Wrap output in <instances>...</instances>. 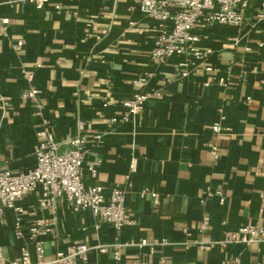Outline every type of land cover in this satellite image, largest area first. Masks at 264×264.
I'll use <instances>...</instances> for the list:
<instances>
[{
    "label": "crops",
    "instance_id": "obj_1",
    "mask_svg": "<svg viewBox=\"0 0 264 264\" xmlns=\"http://www.w3.org/2000/svg\"><path fill=\"white\" fill-rule=\"evenodd\" d=\"M13 1L0 0V18H8L0 23V95L10 97L6 106L0 100V167L25 172L35 166L41 119L61 150L80 132L87 140L84 183L102 185L106 196L122 188L133 220L117 230L90 211L74 212L63 199L50 210L39 203L37 188L18 204L24 228L39 219L53 222V235L41 236L45 257L85 243L108 245L105 252L91 249L88 264H264V242L201 247L244 224L264 227V46L257 45L264 22L253 24L246 12L239 27L196 28L198 46L211 53L180 78L183 56L151 57L159 29L168 24L129 0H60L59 10ZM18 40L24 44L14 50ZM32 68L28 84L23 71ZM142 73L150 74L144 89L150 96L136 116L122 121L120 101L139 90L133 81ZM29 86L39 90L40 115L35 103L20 97ZM210 144L220 149L216 160ZM92 162L95 178L87 171ZM143 188L157 197L141 196ZM15 219L11 209L0 217V249L9 260L23 244L34 251L31 241L15 237ZM143 239L148 245H136ZM115 242L133 243L121 248L119 261L110 247Z\"/></svg>",
    "mask_w": 264,
    "mask_h": 264
},
{
    "label": "built area",
    "instance_id": "obj_2",
    "mask_svg": "<svg viewBox=\"0 0 264 264\" xmlns=\"http://www.w3.org/2000/svg\"><path fill=\"white\" fill-rule=\"evenodd\" d=\"M116 1V0H107ZM138 5L140 11L146 16L160 20L167 26L159 29L151 50L153 60L162 62L173 55L183 56L178 63L177 73L180 78L189 74V69L195 62L207 58L211 50L200 48L199 34L196 28H204L218 23L239 27L246 19L249 0H129ZM13 3L22 7L31 4L36 9L43 8L46 4H53L55 9L61 8L60 0H14ZM251 21L253 24L264 22V0H256L252 11ZM0 23H8V18H0ZM24 42L18 40L13 44L14 50H20ZM258 47L264 46V34L257 42ZM211 70V67H206ZM23 75L28 84L33 81L34 69L24 70ZM150 79V74L138 75L133 83L139 87L131 97L120 101L124 110L122 121H127L136 116L144 106L150 94L144 89ZM222 82V80H220ZM204 85H208L206 82ZM39 90L29 86L24 89L20 97L36 104L35 115H40L38 103ZM10 97L0 95L3 106H6ZM107 101L103 102L106 107ZM223 118V117H221ZM111 121L117 123L118 119L112 117ZM83 125L79 122L78 130ZM221 129L219 122L212 125V130L218 132ZM35 166L25 172H12L7 168L0 167V217L6 209H11L16 214L14 234L18 240H29L33 244V254L23 244L17 258L9 260L0 249V264H88L89 251L97 249L105 252L108 245L90 247L85 243H73L57 249L51 258L45 257L44 242L41 236L53 235V222L45 219L35 220L24 228L22 215L24 208L18 201L27 193L37 188L40 189L38 201L43 206L53 210L58 200L63 199L74 212L90 211L91 214L101 221L110 223L115 229L120 230L126 225L133 224V220L125 207V191L119 187L110 189L108 196L104 193V187L100 184L86 185L83 181V162L86 154V138L82 133H77L66 140V148L61 150V143L55 139L54 133L46 119H41L35 133ZM99 139L100 135L96 134ZM210 153L216 160L219 158L220 149L215 144H210ZM129 169H136V160L132 159ZM87 171L92 178L97 176V163L92 162L87 166ZM149 194L157 197L156 192L149 188H143L141 196ZM219 200H224L220 191L215 192ZM208 217L204 216L200 229L207 227ZM264 242V227L244 224L235 230L228 232L222 240L201 244L202 248L209 249L214 245L225 247L228 244L239 243L249 246L253 243ZM115 242L110 245L115 260H121V248L124 245ZM138 246H146L148 242L143 239L136 243ZM150 251H153L151 246ZM132 264H146L144 260L135 259Z\"/></svg>",
    "mask_w": 264,
    "mask_h": 264
},
{
    "label": "trees",
    "instance_id": "obj_3",
    "mask_svg": "<svg viewBox=\"0 0 264 264\" xmlns=\"http://www.w3.org/2000/svg\"><path fill=\"white\" fill-rule=\"evenodd\" d=\"M255 1H256V0H249V5H248V8H247V12H249V11L252 9V7H253L254 4H255Z\"/></svg>",
    "mask_w": 264,
    "mask_h": 264
},
{
    "label": "rangeland",
    "instance_id": "obj_4",
    "mask_svg": "<svg viewBox=\"0 0 264 264\" xmlns=\"http://www.w3.org/2000/svg\"><path fill=\"white\" fill-rule=\"evenodd\" d=\"M253 8H254V6H253L252 9L249 11V13H251V12L253 11Z\"/></svg>",
    "mask_w": 264,
    "mask_h": 264
}]
</instances>
